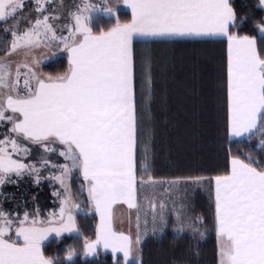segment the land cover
<instances>
[{
    "label": "snow or ice",
    "instance_id": "snow-or-ice-1",
    "mask_svg": "<svg viewBox=\"0 0 264 264\" xmlns=\"http://www.w3.org/2000/svg\"><path fill=\"white\" fill-rule=\"evenodd\" d=\"M28 3L0 0V128H7L0 133V189L28 177L61 191L52 193L58 211L43 216L38 207L31 212L22 204L4 208L7 197L0 192V264H76L78 253L71 246L63 256L45 251L49 238L82 237L76 215L84 201L71 190L74 175L82 177L80 195L86 192L87 206L99 217L94 239L84 241L85 257L103 250L111 252L114 264H142L143 237L162 236L170 217L177 233L206 238L203 217L193 219L183 206L169 208L147 195L151 228L145 213L144 231H139L140 192L167 193L192 183L209 191L218 264H264V0H256L247 13L235 0H80L72 6L65 0H31L26 12ZM121 5L130 10L126 22L118 15ZM100 16L109 21L106 30L96 26ZM22 21L28 27L22 29ZM247 24L255 34L244 32ZM149 40L226 45L221 87L228 147L219 174L186 180L150 175L153 135L141 124L145 115L152 118V60L143 58L138 70L133 48L134 41ZM56 52L65 54L67 69L45 73L44 57ZM253 140L259 157L240 151ZM33 150L35 162H29ZM117 204L137 210L135 238L114 230Z\"/></svg>",
    "mask_w": 264,
    "mask_h": 264
},
{
    "label": "trees",
    "instance_id": "trees-1",
    "mask_svg": "<svg viewBox=\"0 0 264 264\" xmlns=\"http://www.w3.org/2000/svg\"><path fill=\"white\" fill-rule=\"evenodd\" d=\"M255 2L235 0L241 13H247L249 6ZM256 11L259 18L260 10ZM118 15L121 22L130 19L127 11H120ZM96 26L106 30L109 21L99 17ZM244 32L255 34L250 24L244 26ZM216 43L209 48L180 50L178 55L182 59L165 53L158 59V63L152 61V118L149 120L145 115L141 127L152 131L150 175L157 180L214 176L226 167L228 144L223 136L226 90L221 87V83L226 79L227 57L226 45L218 41ZM42 69L48 74L62 73L67 69V60L59 57L45 64ZM140 98L139 93L138 100ZM162 98H166V106L162 104ZM257 144V140L243 144L240 151H252L259 157ZM233 150L236 151L235 145ZM81 180V177L74 175L71 190L78 202L84 201L80 213L76 215L82 237L67 235L59 240L51 239L45 244L46 254L63 256L64 250L71 246L78 253L76 264H114L112 254L103 250L93 258L82 255L84 241H91L95 237L99 218L87 206L86 192L80 195ZM46 185L51 188L49 182L42 181L36 185L28 177L18 184H12L10 188L8 184L5 185L0 189L7 197L3 207L11 210L17 204H22L30 212L38 207L42 216L57 211L59 200ZM194 200V216L203 217L207 222L206 238L201 241L191 234L176 236L171 232L147 238L140 246L142 264H218V246L210 201L203 193L197 194Z\"/></svg>",
    "mask_w": 264,
    "mask_h": 264
},
{
    "label": "crops",
    "instance_id": "crops-1",
    "mask_svg": "<svg viewBox=\"0 0 264 264\" xmlns=\"http://www.w3.org/2000/svg\"><path fill=\"white\" fill-rule=\"evenodd\" d=\"M79 3H80V0H65V4L68 6H72L74 4H79ZM29 6H31V0L28 4H26V8ZM120 11H127L130 13V10L125 8L123 5H121V7L118 9V12H120ZM34 16H35V14L33 13V18H34ZM100 17H104V16H100ZM65 35H67V33H65ZM216 42L217 41H196V40H179V41H174V42L151 41V40L144 41V42L134 41L133 48H134V51L136 54L137 66L139 69L140 61L145 57H151L152 56V50L153 49L151 48V46H172L175 49H166L165 50L166 54H169L170 50H172L171 51L172 54H170V55H172V56L175 55V57L178 56L177 59H179L180 57L182 59V56L178 55V52L180 50L192 49V47H196V46L199 48L201 45L211 47V46L217 45ZM159 50H161V49H159ZM162 52H164V51H162ZM59 57H65L66 58L64 53H62ZM226 57H227V52H226ZM138 95H139V91H138ZM203 187H205L206 190L205 191L202 190V191L207 193L206 196L209 199V191H208L206 186H203ZM57 188H59V187L57 186ZM200 193H201L200 185H196V184H192V183L181 184V185L177 186L176 188L169 190L167 193H164L163 189H157L155 194H153L152 190H150V189L147 191L140 192V194L138 196V201H137L138 206L140 207V217H141V221H140L141 226L139 228V231L140 232L144 231L143 221L145 219V213H147V218L149 220L148 227H149V229L151 228V223H150L151 212L148 210L147 202L143 199V197L145 195H147L150 199L151 198H155L156 200L163 199L169 208H172L173 206H175L176 208L179 209L181 206H183L185 215L192 218V216L194 215V213H193V205H194V201H195L194 198L197 196V194H200ZM112 224H113L114 230L117 231L118 233L130 235L133 238H135L137 233H138L137 210L136 209H129L126 204L115 205L113 207V210H112ZM125 224H127V225L125 226ZM174 229H175L174 217H170L169 218V225L165 229L164 233L171 232L173 235H176V236L184 235V234H190V232H188V231H185L183 233H177ZM65 236H67V235H65ZM151 237H154V236H152L151 233L149 232L148 235L143 237L142 242L145 239L151 238ZM156 237H160V236H156ZM51 239H54V238H49V240L46 241V243L49 242ZM140 246H141V244L139 245V248H140ZM109 253H111V252L109 251ZM139 255H140V253H139ZM93 257H95V256H89L87 258H93Z\"/></svg>",
    "mask_w": 264,
    "mask_h": 264
},
{
    "label": "rangeland",
    "instance_id": "rangeland-1",
    "mask_svg": "<svg viewBox=\"0 0 264 264\" xmlns=\"http://www.w3.org/2000/svg\"><path fill=\"white\" fill-rule=\"evenodd\" d=\"M29 2H30V0H29ZM94 2H95V0H94ZM30 7V6H29ZM27 9H28V7L26 8V12H27ZM20 27L23 29V28H26V27H28V24H27V22L26 21H22L21 22V25H20ZM0 36H4V33H3V31H2V29H0ZM11 37L9 36L8 37V39H10ZM202 46V47H201ZM200 47L201 48H206V47H209V46H205V45H201ZM199 47V48H200ZM151 48L153 49L152 50V56H151V60L152 61H154V63L156 64V63H158V59L160 58V57H162V55L163 54H165L166 52H165V50L166 49H175L174 47H172V46H151ZM197 46L196 47H192V49H199ZM158 49V50H157ZM159 49H161V50H159ZM162 51H164V52H162ZM169 51V50H168ZM172 50H170V53L169 54H172V52H171ZM62 54V52H56L55 54H52V53H49L48 55H46L45 57H44V62H43V64H42V68H43V66L45 65V64H47L48 62H50V61H53V60H55L56 58H58L60 55ZM3 55V52L2 51H0V56H2ZM176 58H178V56H176ZM183 58V57H182ZM14 59H16V60H20V59H22L21 57H14ZM180 59V58H179ZM139 67H140V65H139ZM7 131V128H0V133H3V131ZM1 137H2V135H0V139H1ZM3 138V137H2ZM36 151L35 150H33V153H32V156L31 157H29V162H35V157H36ZM55 159V158H54ZM61 162H62V158H61ZM43 181H46V180H43ZM46 182H48V181H46ZM9 185V188L11 187V185L12 184H8ZM47 187H49V185H46ZM50 186H51V188H50V192L52 191V193H53V191H61V189L59 190V188H57L56 186H54L53 184H51L50 183ZM200 190H201V193H203V194H205V195H207V193L206 192H203L202 190H206V188L205 187H203V186H201L200 185ZM58 204H59V202H58ZM192 218L194 219V218H196V216H192ZM127 224H125V226H126ZM191 234V233H190ZM192 235V234H191ZM197 240H203V239H198L197 238Z\"/></svg>",
    "mask_w": 264,
    "mask_h": 264
}]
</instances>
